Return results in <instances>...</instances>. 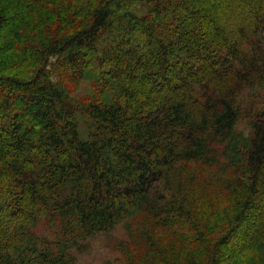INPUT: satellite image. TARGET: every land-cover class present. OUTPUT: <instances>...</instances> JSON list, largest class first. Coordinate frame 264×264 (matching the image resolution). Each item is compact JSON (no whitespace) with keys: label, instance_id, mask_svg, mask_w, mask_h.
Returning <instances> with one entry per match:
<instances>
[{"label":"trees","instance_id":"16d2710c","mask_svg":"<svg viewBox=\"0 0 264 264\" xmlns=\"http://www.w3.org/2000/svg\"><path fill=\"white\" fill-rule=\"evenodd\" d=\"M137 1L0 0V264H264V0Z\"/></svg>","mask_w":264,"mask_h":264},{"label":"rangeland","instance_id":"374dc122","mask_svg":"<svg viewBox=\"0 0 264 264\" xmlns=\"http://www.w3.org/2000/svg\"><path fill=\"white\" fill-rule=\"evenodd\" d=\"M132 8L134 11L142 12L144 9V3L133 0ZM90 91L91 89L89 82H83L79 94H88ZM247 94L244 97L245 100L243 101V105H248L250 98L249 96L247 97ZM251 129L250 120L246 119V117H242L236 126V133L243 136H249ZM113 257L114 254L108 247V236L104 233V235L97 236L94 240H91L90 250H88L87 253L79 255L78 264H109L108 260Z\"/></svg>","mask_w":264,"mask_h":264}]
</instances>
